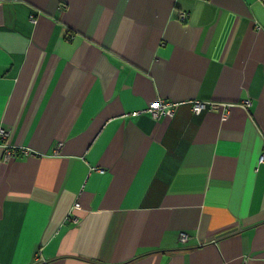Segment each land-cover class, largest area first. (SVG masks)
<instances>
[{
	"label": "crops",
	"instance_id": "crops-1",
	"mask_svg": "<svg viewBox=\"0 0 264 264\" xmlns=\"http://www.w3.org/2000/svg\"><path fill=\"white\" fill-rule=\"evenodd\" d=\"M0 128V264H264V0H0Z\"/></svg>",
	"mask_w": 264,
	"mask_h": 264
},
{
	"label": "built area",
	"instance_id": "built-area-1",
	"mask_svg": "<svg viewBox=\"0 0 264 264\" xmlns=\"http://www.w3.org/2000/svg\"><path fill=\"white\" fill-rule=\"evenodd\" d=\"M182 19L184 18V16L181 17ZM32 20V19H31ZM178 103H174V102H168V101H164V100H157L153 103H151L148 108H147V112L150 113L151 117L153 119H160L163 117H171L174 113L175 108L178 106ZM219 107V105L217 103H213V102H202V101H192L191 102V109L192 112L195 114H200L201 112L205 111V110H213V109H217ZM10 131L9 130H4L2 128H0V137L3 139L4 143L6 144V153H5V158H10L13 155V151L10 150V146L8 145V139L10 137ZM264 162V154H262L259 158V163H263ZM74 210H79L80 209V205L79 203H75L73 206ZM74 220H76V218H73ZM179 240L181 242L185 241V234L181 233Z\"/></svg>",
	"mask_w": 264,
	"mask_h": 264
}]
</instances>
